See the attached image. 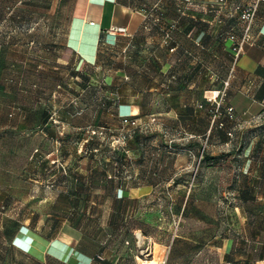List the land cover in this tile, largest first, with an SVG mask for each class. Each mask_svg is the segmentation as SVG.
<instances>
[{"label": "crops", "instance_id": "1", "mask_svg": "<svg viewBox=\"0 0 264 264\" xmlns=\"http://www.w3.org/2000/svg\"><path fill=\"white\" fill-rule=\"evenodd\" d=\"M49 4H54L48 11L53 27L44 47L39 26L23 32L17 27V37L8 33L0 42V79L18 85V93L9 88L0 93V264H141L142 239L150 242L154 255L165 253L163 264H192L191 259L210 252L226 263L241 258L245 264H264V2L252 26L254 42L237 57L228 39L235 29L232 3ZM26 13L41 17L36 16L39 10L24 9ZM58 17L67 21L61 41ZM27 32L32 35L29 45L21 37ZM27 49L34 51L35 66L43 64L45 49L56 64L74 70L65 88L55 73L46 76L44 91L36 75L32 81L20 71L16 79L11 75L8 67L25 64ZM225 87L220 108L217 95ZM58 93H92L89 99L97 105L73 116L70 107L59 105ZM43 97L50 98V118L41 105ZM57 113L61 121L52 122ZM123 115H132L140 127L123 124ZM154 129L165 134L169 145L207 146L209 161L193 191L209 194V201H195V213L189 215L186 201L177 203V228L170 219L153 220L144 213L150 210L145 198L158 187L176 193L191 190L179 181L170 187L171 167L178 159L169 151L153 152L155 141L146 134ZM75 135L82 142L81 182L74 183L78 179L66 167L67 177L45 184L47 163H67L73 157ZM224 153L226 162L234 157L240 162L233 178L224 172L228 177L219 183L226 162L217 166L215 160ZM104 182L107 188L100 192L111 195L114 218L94 217V210L106 206L104 196L93 193ZM218 193L231 195L232 205L219 202ZM97 252L104 261L96 262Z\"/></svg>", "mask_w": 264, "mask_h": 264}, {"label": "rangeland", "instance_id": "2", "mask_svg": "<svg viewBox=\"0 0 264 264\" xmlns=\"http://www.w3.org/2000/svg\"><path fill=\"white\" fill-rule=\"evenodd\" d=\"M59 5V4H58ZM54 8V4H49V0H37V1H30L26 2H19L18 0H0V42L3 37L4 40L7 38L8 33H10V36L17 37V27L21 29V31H28V28L31 26H39L42 29V34H41V41H42V46L44 47V43L47 42L49 43V32L50 28L53 27L51 25V19L49 17V9ZM29 11V10H39L41 11L40 15L36 16H41L34 18L33 15H29L26 13V16L22 14L23 10ZM232 19V24L235 27V29L239 30L240 27L242 26V23L239 21L237 16L234 14V16L231 18ZM56 26L58 28L59 32V39L58 41H61L62 38V32L63 30L66 29L67 27V21L66 18L64 17H58L55 19ZM27 29V30H24ZM12 31V32H11ZM5 32V33H3ZM3 33V34H2ZM24 37L25 42L27 45L31 40L32 35L29 34L28 32L21 36ZM230 43V42H229ZM28 47V46H26ZM38 51V50H37ZM33 50H26V60L25 64H22L18 66L16 63L15 65H11L8 67L10 70V73L14 78L18 76V72H22L26 75L27 79L29 81H32L34 79V75H36L37 79H40L43 83V90L49 86V83L46 81V76L50 73H55L57 75L58 79V84L61 86V88H65V81L66 78L71 75L75 74L74 70H72L70 67H66L62 64H56L52 59H50V55L45 53L46 50L42 49V65L35 66L31 60L34 59L33 56ZM48 52V51H47ZM2 54V50L0 49V55ZM54 55V53H53ZM52 55V57H53ZM2 67L0 65V75L1 74ZM82 76V75H81ZM3 81V79H2ZM0 79V93L2 91L6 90L7 88L10 89V93H18L16 90L18 85L16 82L10 81L9 83L7 82H2ZM13 84V85H12ZM5 85L7 87H5ZM16 88V89H15ZM61 88H59L61 90ZM5 93V92H3ZM92 95V93H58V98H59V105H64L68 106L71 108V112H73V116H79L80 113L82 112V109L86 108L87 106L91 105H97L96 103H93L91 99H89V96ZM41 105L47 109L50 110V103L49 99L47 97L42 98ZM59 115V117H58ZM54 117L51 119L52 122H55L54 120L59 123L61 121L60 119V114H52ZM50 118V114L48 116ZM155 130V129H154ZM174 137H179L178 133H175ZM146 137L153 138L155 141V144L152 146L153 152H158L161 155H166L167 152L170 153V156L177 158L178 159V164L174 167L172 165L171 167V178L172 180L170 181L171 186L176 187L177 182L179 181L181 186L185 185L188 188H191L189 193H181L179 191L172 192V190H165L162 189L161 187L157 188V192L152 193L148 195L145 198V204L150 206V210H145V217L151 218L153 220L155 219H170L171 221L174 222V227L177 228L178 222L180 220V216L178 215V211L175 209V205L179 202L186 201V213L189 215L194 214V202L199 201V199H203L204 201H209V194L205 193H199L193 191L194 187L197 185L199 178L201 175H203L204 171L206 170L207 164H208V159H206L205 156V151L207 149V146H202V147H189V146H182V145H169L164 142V139L166 138L165 134H162L161 130H155L153 132H147ZM74 138V139H73ZM73 138V147H75V151L73 153V157L71 160H69L67 163L61 161H50L49 163L46 164V170H45V184H52L54 182H58L61 179V175L63 173V167L66 168L68 167L69 169H72L73 175L75 177H79L77 174L79 173L78 170L81 167V162L79 161V156L82 153L81 150V141H78L77 138L78 136H74ZM91 139V138H90ZM114 139V138H113ZM145 139V138H144ZM112 143H115L114 141ZM104 147V146H103ZM220 149V147H219ZM105 150V149H104ZM113 152V149L112 151ZM223 157H218L215 161L219 162L217 166H220V163L226 162L227 157H225V153L222 154ZM231 157V156H230ZM231 160L229 162H226L225 168L223 167L221 173L223 172L222 177L219 178V183L222 179L225 177H228L224 172L229 173L230 177L233 178L234 173L237 172L236 165L240 162V160L237 157L230 158ZM188 163L189 166L187 169L183 167L185 163ZM67 165V166H66ZM235 165V166H234ZM59 171L57 172L56 170ZM220 170L221 168H217ZM61 173V174H59ZM183 179H186L185 181H182ZM97 179H95L96 181ZM81 182L79 179L78 181L74 180V183ZM103 185L101 187L97 186V192L95 193L94 196L98 195L107 200L106 206L102 207L101 209H96L93 211L94 217H110L114 218L116 216V211L115 208L110 206V200L109 197L111 196L110 194H101L100 191H104V188H107V183H102ZM171 189V188H170ZM177 189V188H175ZM184 189V188H180ZM231 195H225L223 193H218L216 195L218 201L224 202L227 200V197ZM119 208V206H117ZM116 208V209H117ZM223 209L222 207L219 208ZM225 211V209H223ZM223 215H226L225 212H223ZM140 246L142 247L141 250L138 251L140 257L138 258L141 264H144V261L147 260H154L155 264H163V260H165V253L160 252L154 255L152 252V246L148 240L142 239L140 242ZM57 248V247H56ZM239 259L237 264H245L241 262V258ZM192 264H231V263H226L224 259H221L216 253L210 252L209 256H206L205 254H199L193 259H191ZM2 261V259H0ZM145 264H150V263H145ZM234 264V263H233ZM249 264H256L255 261H251Z\"/></svg>", "mask_w": 264, "mask_h": 264}, {"label": "built area", "instance_id": "3", "mask_svg": "<svg viewBox=\"0 0 264 264\" xmlns=\"http://www.w3.org/2000/svg\"><path fill=\"white\" fill-rule=\"evenodd\" d=\"M215 3L224 6L228 3H232L233 5V13L237 15V18L239 21L242 23V32L240 36L235 35L234 33H230L228 35L229 39V47L233 50L235 57H237L243 47L248 44V43H253L254 42V37L252 35V26L256 20L257 14H258V9L260 6V3L264 2V0H253L248 3H243L239 2L237 0H214ZM119 31H122V28L118 29ZM169 35L166 33V38H168ZM228 85V81L225 82V86ZM226 87L223 89V91L220 92L219 95V100H214L216 101L217 105L220 106L225 97H226ZM228 112L230 116H233V107L229 106L228 107ZM122 123L125 125H133L134 127H140V123L136 118H133L132 115H123L122 116ZM125 132L122 133V137L124 136Z\"/></svg>", "mask_w": 264, "mask_h": 264}, {"label": "trees", "instance_id": "4", "mask_svg": "<svg viewBox=\"0 0 264 264\" xmlns=\"http://www.w3.org/2000/svg\"><path fill=\"white\" fill-rule=\"evenodd\" d=\"M233 25V24H232ZM241 32H242V29H234L233 31H232V33H234L235 35H237V36H240L241 35ZM168 33V32H167ZM168 35H169V37L168 38H166V42H168V40L171 38V34H170V32L168 33ZM165 36H166V34H165ZM217 104V103H216ZM223 105V103L219 106L220 108L221 107H223L222 106ZM47 112H48V110H47ZM48 116H49V112L47 113V118H48ZM51 116V115H50ZM139 127V126H138ZM137 127V128H138ZM63 173L64 174H62V176H61V178L63 179V178H65V177H67V175L69 174L68 172H66V168H64L63 167ZM75 177V176H74ZM76 179H78V177H75ZM74 178V179H75ZM232 203H233V201L231 200V201H228V198H227V200L224 202V206H229V205H232ZM11 246H13V247H16L14 244H13V242H12V240H11ZM34 257V256H33ZM12 260V259H11ZM95 260H96V262L98 261H104L105 260V258H104V256H103V254L101 253V252H97L96 254H95ZM65 264H68V263H66V262H64ZM238 262H234V264H237Z\"/></svg>", "mask_w": 264, "mask_h": 264}]
</instances>
